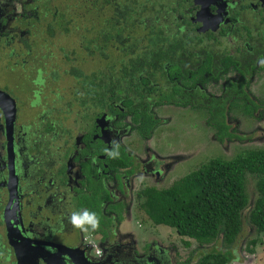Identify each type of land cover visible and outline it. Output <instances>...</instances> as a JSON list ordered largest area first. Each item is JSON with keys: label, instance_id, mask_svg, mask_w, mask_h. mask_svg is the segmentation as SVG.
<instances>
[{"label": "flooded vegetation", "instance_id": "flooded-vegetation-1", "mask_svg": "<svg viewBox=\"0 0 264 264\" xmlns=\"http://www.w3.org/2000/svg\"><path fill=\"white\" fill-rule=\"evenodd\" d=\"M15 1L25 14L37 10L36 0H0V75L24 69L22 51L30 53L34 16L15 13ZM191 2L188 12L197 32L215 36L236 65L263 68L264 0H209L206 17L216 24L204 31L198 30L199 5ZM219 58V65H233ZM22 79L14 86L0 85V264H197V257L189 256L191 247L178 257L174 245L140 235L138 192L156 188L165 164L151 143L160 122L140 135L132 112L111 100L97 112L96 103L93 110L74 112L70 129L65 126L69 112L49 109L40 88H33L44 80L38 75ZM21 85L22 95L15 91ZM130 135L136 136V149L126 139ZM111 151L118 155L110 157ZM122 159L126 164L119 163ZM140 175L153 183L134 189ZM83 210L96 213L98 229L82 231L70 223L71 214ZM233 255L225 264L235 260Z\"/></svg>", "mask_w": 264, "mask_h": 264}, {"label": "trees", "instance_id": "trees-1", "mask_svg": "<svg viewBox=\"0 0 264 264\" xmlns=\"http://www.w3.org/2000/svg\"><path fill=\"white\" fill-rule=\"evenodd\" d=\"M66 1L71 4L65 11L47 10L50 16L43 31L76 37L77 46L63 51L70 63L82 62L83 56L97 60L90 73L69 69L77 78L74 100L96 103L94 112L107 101H121L132 112L136 132L148 135L160 122L152 107L170 103L190 107L205 112L221 142L235 136L226 113L238 97L244 101L243 112L256 107L244 91L243 76L253 65H236L232 55L222 53L215 36L196 31L188 12L191 0ZM222 55L225 64L233 65H219ZM228 68L240 79L227 80L220 96L207 93L208 81L221 78ZM247 173L255 177L256 192L248 219L264 234V147L243 149L229 159L213 157L167 188L145 186L138 192L140 208L153 225L173 228L185 247L188 239L194 240L197 245L189 256L195 255L197 264H225L232 258L228 248L237 238L240 212L248 203ZM218 238L221 248H215Z\"/></svg>", "mask_w": 264, "mask_h": 264}, {"label": "rangeland", "instance_id": "rangeland-1", "mask_svg": "<svg viewBox=\"0 0 264 264\" xmlns=\"http://www.w3.org/2000/svg\"><path fill=\"white\" fill-rule=\"evenodd\" d=\"M32 4L33 7L37 5V10H30L26 14L18 1H15L13 6L15 13L36 18L32 24L29 40H27L30 53L25 54L22 51V57L26 59L25 68H17L14 72L1 71L0 85L14 86L18 82L24 83L23 79L18 80L20 78L38 75L44 80L43 85L33 86V88H40V93L43 95L41 99L48 105L49 109L68 111V117H65V126L74 129L72 124L74 112L79 110L81 114L93 110L94 102L86 99L83 103L80 102L76 105L72 86L77 78H74L69 69L75 67L84 73H90L97 68L98 62L96 59L81 56L82 62L75 60L70 63L64 58L63 51L68 52L77 46L76 37L73 34L63 33L49 36L43 31L45 21L50 16L47 10L55 8L65 11L69 9L70 1L36 0L32 1ZM72 57L78 58V54H74ZM243 77L245 80L244 91L256 107L249 112H243L244 101L238 97L237 104L226 113V123L235 136L225 138L221 142L216 138L215 129L208 124L205 112L171 103L152 107V112L160 120V123L153 131L154 136H152L153 141L151 143L155 145L156 152L162 154L159 159L165 162L159 179L154 183L157 189L167 188L173 181L197 169L213 157L229 159L243 149L264 147V66L263 68H253L249 74ZM238 79H240V75L228 68L221 78L208 81L204 89L209 94L220 96L227 80L238 81ZM24 87L25 85L15 86V91L22 95L24 91L20 92V90ZM127 138L131 139L132 148L136 149L139 146L133 142L136 136L130 135ZM133 183L134 189H138L153 182H151L150 177L140 175L135 177ZM254 183L255 177L247 173L245 192L248 203L240 212L241 228L237 238L228 248L235 254L233 255L235 260L229 264H264V234L255 231L248 219L253 200L256 197ZM140 203L141 199H137L136 208L140 212V222L143 226V230L140 232L141 236L151 234L164 245H174L180 250L178 257L188 254L190 247L194 249L193 245L196 247V242L188 239L190 246L183 248L181 238L173 228H161L153 225L140 208ZM222 245L218 238L215 248H221ZM206 248L208 246L204 249ZM201 249L197 248V252ZM192 259L195 260V255L192 256Z\"/></svg>", "mask_w": 264, "mask_h": 264}, {"label": "clouds", "instance_id": "clouds-1", "mask_svg": "<svg viewBox=\"0 0 264 264\" xmlns=\"http://www.w3.org/2000/svg\"><path fill=\"white\" fill-rule=\"evenodd\" d=\"M105 151H107V149ZM108 155L110 157H116L118 152L111 151L108 152ZM70 223L75 228H79L82 231H87L88 227H90L92 230L99 228V218L97 217L96 213L90 212L88 210H83L82 212H73L70 217Z\"/></svg>", "mask_w": 264, "mask_h": 264}, {"label": "water", "instance_id": "water-1", "mask_svg": "<svg viewBox=\"0 0 264 264\" xmlns=\"http://www.w3.org/2000/svg\"><path fill=\"white\" fill-rule=\"evenodd\" d=\"M208 1L209 0H193V2L195 4L199 5V9H198V11L196 13L197 20H200L201 23H202L200 25V27L198 28L199 31H204V30H206L208 28L213 30L214 26L216 24L215 23L214 26L210 24V23H213L214 21L216 22V19H214V17H212L211 15H210L211 16L210 19L208 18L209 20H207L206 16L209 13V11H208ZM215 17H217V16H215Z\"/></svg>", "mask_w": 264, "mask_h": 264}]
</instances>
